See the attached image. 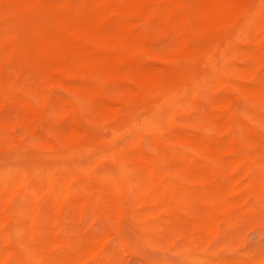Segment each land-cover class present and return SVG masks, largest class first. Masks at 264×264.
Masks as SVG:
<instances>
[{"label": "bare ground", "instance_id": "6f19581e", "mask_svg": "<svg viewBox=\"0 0 264 264\" xmlns=\"http://www.w3.org/2000/svg\"><path fill=\"white\" fill-rule=\"evenodd\" d=\"M4 1L0 0V6ZM193 1L194 6L190 7L179 0H25L27 18L31 20L29 26L20 25L0 12V70L3 63L10 64L17 54L34 49L60 71L66 81L70 71L91 60L138 66L151 72L159 63L150 64L125 50L119 45V38L114 45L96 44L82 27L94 23L114 30L117 37L126 30L151 41L149 24L158 23L171 34L167 46L171 59L163 63V68L178 74L175 81L164 82L163 75L150 73L147 82L140 86V90L151 97L147 102L135 104L128 99L115 102L106 98L110 106L119 103L125 110L126 121L112 126L111 134L100 141L95 139V143L54 146L33 154L30 151L37 147L26 136L16 135L13 145L0 132V147L15 151L0 160V264H51L53 258L73 264L84 261L98 264L99 256L115 240L124 250H137L129 239L108 227L87 232L85 244L78 245L62 216L66 207L76 208L83 217L85 208L90 205L99 216L101 207L110 206L120 222L122 218H130L142 237L164 240L168 207L177 206L171 197L173 181L168 175L169 156L181 162L180 167L207 179L196 184L179 181L195 197V204L177 206L185 222L198 221L197 209L214 226L227 223L235 205L249 211L264 209V127L245 116V112L250 111L264 115V103L252 96L264 94V75L257 82L246 83L235 81L227 74L239 65L236 59L239 51L253 55L250 67L254 70L264 66V0ZM227 24L235 26L233 31L229 26L232 32L214 40L203 51L192 47L202 30H218ZM243 38L251 41L244 43ZM75 50L81 53L71 56V51ZM201 65L206 69L204 73ZM83 85L98 95H107L106 82L88 80ZM210 85L227 91L216 105L224 107V101L232 97L243 104V109L228 113L217 109L216 105L211 106L232 129L230 135L183 129L178 124L180 119L188 118L187 103L203 105L202 95L211 89ZM41 98L59 101L63 113L72 119V125L77 122L76 114L84 111L83 99L76 92L58 95L50 91ZM35 99L12 92L0 94V110L12 101L19 105L21 115L32 120L39 116ZM165 126L186 140L238 153V156L233 157L230 164L207 160L203 154L174 143ZM146 137L155 142L156 148L143 145ZM111 158L115 159L112 167L107 164ZM245 176H249L246 181ZM23 206L29 209V214ZM49 209L57 211L55 222L47 215ZM223 262L264 264V249ZM146 264L169 263L162 257L148 259Z\"/></svg>", "mask_w": 264, "mask_h": 264}, {"label": "rangeland", "instance_id": "374dc122", "mask_svg": "<svg viewBox=\"0 0 264 264\" xmlns=\"http://www.w3.org/2000/svg\"><path fill=\"white\" fill-rule=\"evenodd\" d=\"M179 1L186 6H194L193 0ZM25 6V0H5L2 6H0V12L20 25L29 26L31 20L27 18V8ZM229 26L233 31L232 28L235 27L233 24L223 25L218 30H202L199 32L198 38L193 43L192 47L203 51L214 40L232 32L231 30L229 31ZM82 28H84L89 38L96 44L114 45L117 38H119V45L122 48L129 52L136 53L138 56L146 59L150 64L156 65L159 63L157 64L158 66L156 65L158 68L155 66L154 70L149 72L148 69L143 67L113 65L99 60H91L79 66L78 69L75 67L70 71L67 74L68 80L66 81L65 78L62 79L63 76L60 71L53 68V65L46 60H43V57H40L41 54L38 51L27 49L23 55L17 54L10 64L3 63L1 65L0 94L3 95L4 93L12 92L18 95L35 97V105L39 111V116L31 120L21 115L19 105L12 101L0 110V132L3 133L4 137L13 145L16 135L26 136L32 141L35 147H37L30 151L35 154L37 152L49 150L54 146L65 147L68 145H85L92 143L91 141L95 143V139L97 138L98 141H100L111 134L112 126L122 124L126 121L125 110L118 105L119 103L115 106H110L105 102L106 98H111L115 102L128 99L135 104H140L151 99L148 93L140 90V86L147 82L150 73L154 72L163 75L162 80H164V82H173L177 79L176 77L178 74L175 71L166 70L167 67L163 68L164 64L169 63L171 59L170 51L167 49L171 34L167 33L158 23L149 24V30L153 37L152 39L149 35L152 39L151 41H146L140 35L131 34L126 30H122L117 37V35H114V30H106L102 28V26H98L94 23H86ZM157 34L158 36H156ZM250 41V38H243L244 43ZM71 53L72 56L78 55L81 52L75 50L71 51ZM158 53L163 56L160 54V56H158ZM236 59L239 65L227 72L235 81L246 83L257 82L262 75H264V66L258 70H254L250 67L251 62L254 60L251 53L239 51L236 55ZM200 69L203 73L206 71L203 65H201ZM58 74H60V76ZM130 76H133L132 80ZM88 80L108 83L107 95L103 97L100 94L94 93L91 89L86 88L83 82ZM210 87L211 89L208 88L202 95L205 104L187 103L185 106V113L188 118L180 119L178 124L183 129H204L205 131L218 135H230L232 129L227 127L226 120L216 115L211 109L212 105H216L215 102L218 98L225 96L227 91L217 90L213 85H210ZM50 91L58 95H68L69 93L75 92L80 94L83 99L84 111L76 114V127L72 125V119L69 115L67 116L64 114L65 112L63 113L59 101L53 98H41L42 94ZM252 96L264 103V94H252ZM224 102H226L224 107L220 105H216V107L217 109L223 110L225 113L232 110L243 109L242 102L234 97ZM245 116L264 127V115H259L257 112L250 111L245 112ZM218 124H220L221 127H219ZM77 127H79V129ZM164 129L171 138H174V143L178 142L181 146H185L190 150L203 154L207 160L230 164L231 159L238 156V153L228 152L221 148H217L219 150L217 151V149L212 146L196 144L186 140V137H183L180 133L171 130L167 126H165ZM83 138H85V140L91 139L87 143ZM143 145L150 149L156 148L155 142L148 137L143 139ZM208 147L213 148V151ZM12 152L15 151L8 147H0V160L12 156ZM177 162L178 161L173 157H168V175L169 179L173 181L171 197L174 202L177 203V206L180 203H185L186 205L195 204V197L187 192L179 181L185 180V182L196 184L201 180V182H206L207 179L205 177L203 178V175L197 172L188 171L183 166V168L180 167L181 162ZM107 164L110 167H112V165L114 166L115 159H109ZM183 169L185 170L184 173L182 172ZM174 170L176 173L173 172ZM247 179H249V176L243 178L244 181ZM177 206L171 204L168 207V225L164 229L166 237L164 240L160 241L154 238L142 237L130 218H122L120 222L117 213L110 206L101 207V215L99 216L90 205L85 208L83 217L79 216V211L76 208L66 207L62 210V216L70 230V234L74 236L78 245L85 244L87 232L102 231L107 227L112 229L115 233H120V235L129 239L130 242L136 245V251H128L126 249L124 250L123 245L119 241H112L105 249V253L99 256L98 264H146V260L148 259L162 257L166 258L169 264H233L231 262H221L223 260L235 261L239 256L252 254L264 249V209L260 208L249 211L240 205H235L229 216L228 222L220 223L219 225L215 224L214 226V223L207 219L203 213H199V209H197L198 212L195 211L197 213L195 218L198 220L196 223L192 221L185 222L182 216H180L179 207ZM23 208L25 212L29 214V209L24 206ZM171 211L178 213V215L174 213L169 214ZM47 215L52 221H56L57 211L49 209ZM176 217L180 220H177ZM170 219H172V222ZM198 226L199 229H197ZM201 226L206 227L202 228ZM159 229L163 230L161 227H159ZM185 230L188 231L185 232ZM213 230L217 231V235L215 234L216 231ZM202 235L204 237L203 239L201 237ZM185 236L186 238H184ZM225 243L228 246H226ZM85 263L94 264L87 261L81 262L80 264ZM51 264L73 263L53 258Z\"/></svg>", "mask_w": 264, "mask_h": 264}]
</instances>
